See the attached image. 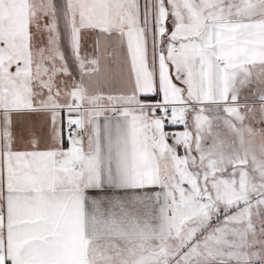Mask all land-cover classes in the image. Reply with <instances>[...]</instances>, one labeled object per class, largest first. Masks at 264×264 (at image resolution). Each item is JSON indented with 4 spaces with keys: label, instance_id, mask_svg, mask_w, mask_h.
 I'll list each match as a JSON object with an SVG mask.
<instances>
[{
    "label": "snow or ice",
    "instance_id": "1",
    "mask_svg": "<svg viewBox=\"0 0 264 264\" xmlns=\"http://www.w3.org/2000/svg\"><path fill=\"white\" fill-rule=\"evenodd\" d=\"M0 264H264V0H0Z\"/></svg>",
    "mask_w": 264,
    "mask_h": 264
}]
</instances>
